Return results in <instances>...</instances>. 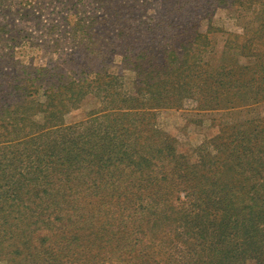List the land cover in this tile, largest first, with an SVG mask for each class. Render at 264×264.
Instances as JSON below:
<instances>
[{
    "label": "trees",
    "instance_id": "16d2710c",
    "mask_svg": "<svg viewBox=\"0 0 264 264\" xmlns=\"http://www.w3.org/2000/svg\"><path fill=\"white\" fill-rule=\"evenodd\" d=\"M249 30L264 40L263 22ZM207 41L195 33L177 48L158 47L159 61L134 62L126 49L133 94L107 64L75 80L57 73L54 82L55 72L41 69L14 82L20 92L0 105V261L264 264V117L222 121L213 153L195 163L156 127V112L184 99L241 114L264 102L263 43L255 54L251 45L230 54L228 81L206 71L202 83L199 71L210 65L195 56ZM236 55L255 63L240 65ZM90 95L100 108L64 124Z\"/></svg>",
    "mask_w": 264,
    "mask_h": 264
},
{
    "label": "rangeland",
    "instance_id": "374dc122",
    "mask_svg": "<svg viewBox=\"0 0 264 264\" xmlns=\"http://www.w3.org/2000/svg\"><path fill=\"white\" fill-rule=\"evenodd\" d=\"M261 4L264 0H0V96H4L0 105L14 100L9 91L20 92L11 89L15 83L22 85L23 78L41 69L55 72L54 82L57 73L75 80L106 69L120 77L125 94H133L136 74L124 66L126 49L134 62L159 61L153 60L156 48H177L195 33L208 36L195 56L210 65L199 71L202 83L209 75L206 71L222 73L228 81L227 71L235 64L230 54L239 49L247 54L249 45L255 54L259 43L264 45V40L245 36L251 27L264 23ZM236 58L240 65L255 61ZM198 92L194 93L200 97ZM98 108L99 101L87 96L77 109L63 115V123L84 121ZM229 109L199 110L195 100L184 99L178 108L157 111L156 127L175 138L180 155L195 163L202 152L213 153L210 142L219 134L222 121L243 122L247 113L249 118L264 117V102L242 114Z\"/></svg>",
    "mask_w": 264,
    "mask_h": 264
}]
</instances>
